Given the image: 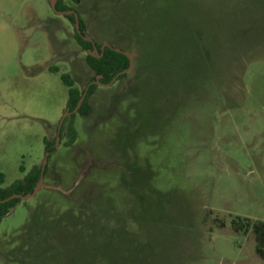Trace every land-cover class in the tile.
<instances>
[{"label":"rangeland","instance_id":"rangeland-1","mask_svg":"<svg viewBox=\"0 0 264 264\" xmlns=\"http://www.w3.org/2000/svg\"><path fill=\"white\" fill-rule=\"evenodd\" d=\"M66 3L101 32L132 14L167 29L156 48L122 39L132 69L99 85L90 117L66 122L42 188L0 222V264H264L254 233L232 227L264 221V0ZM51 4L0 0V187L42 164L44 138L57 137L61 73L81 90L94 75Z\"/></svg>","mask_w":264,"mask_h":264},{"label":"trees","instance_id":"trees-1","mask_svg":"<svg viewBox=\"0 0 264 264\" xmlns=\"http://www.w3.org/2000/svg\"><path fill=\"white\" fill-rule=\"evenodd\" d=\"M75 3H78L80 0H70ZM114 9L117 11L116 5L113 6ZM57 9L59 11H67V10H76L79 14V20H80V30L83 36L92 39L85 40L81 35H79L76 31L75 27V33L74 36L77 40V42L80 44V46L85 51H90L92 53H88L86 55V63L89 66V68L93 71L94 75L91 77V80L89 81L88 85L93 81H99L101 83H109L111 80L121 71L126 70L129 67L130 61L129 58L120 52L115 51L112 47L106 46L105 49H102V46L105 42H99V37H105V40L108 41L113 47L120 48L124 51L127 50V48L122 44V39L125 38H133V34H137L135 36H138L137 38V44L144 48L146 45H150V47L156 48L160 45L161 37L164 35L163 28L165 27L167 29V23L166 25L163 24V26L158 25V21L150 22L149 24H142L140 19L141 17L136 16L134 14L129 18H121L120 21L116 22L115 20L111 23L114 24L113 29L110 27L106 28L105 31L101 32L96 25L89 24L87 20L82 16V13L79 9L70 6L66 3V0H58L57 2ZM67 19L72 21L75 24V16L73 14L71 15H65ZM147 26H149V30L153 29L152 32H150L151 39L147 40ZM110 29L112 31L111 35H108L106 30ZM120 31V33H118ZM99 33V34H98ZM149 33V32H148ZM124 35V37H123ZM202 38V34H199ZM94 46L97 47L99 54H102L101 57H97ZM143 67H144V60H143ZM142 68V66L139 68V70ZM49 70L52 72H59L60 68L58 66H51L49 67ZM140 72V71H139ZM128 74H123L118 77L117 80H122L124 78H127ZM61 79L64 82V84L68 87V100H67V110L73 111L75 107L77 106L82 94L85 92L86 89L81 90L76 86V82L74 78L66 72L61 73ZM87 88V87H86ZM99 89V85L97 83H94L89 86L87 90V94L85 97V100L77 112L82 118H88L91 116L93 112V103L91 101L92 97L96 94L97 90ZM118 103L116 102L115 107L110 114H113L117 109ZM76 115L72 114L69 117L66 118L62 131H61V137L65 135V124L66 122L74 118ZM97 121H100L98 118ZM96 121V122H97ZM70 127V128H69ZM68 127V130L66 133L70 135L69 142L72 144L75 141L76 138V131L73 128V125H70ZM45 143V155L48 154V160L51 158L52 154H54L57 151L56 148V138L53 140H50L49 137L44 138ZM41 168L42 164L35 165L21 180H17L13 182L11 185L6 187H0V200L6 199L9 196L13 194H19V195H27L33 192L35 186L37 185L40 174H41ZM49 167L46 166L45 175L48 173ZM5 182V176L4 174L0 173V185ZM20 198H14L7 202L0 201V222L3 219L4 216L8 215L14 208V206L20 201ZM36 217V218H35ZM33 217L34 219H38L37 216ZM82 216H79V221L81 220ZM44 219V218H43ZM93 218L91 215H88L87 218L84 219L83 223L90 227L92 230L88 232V238L89 241L86 244V247L91 250L97 249V245L94 243L97 238V231L92 227L95 222L91 221ZM47 221V219H46ZM221 226H224V223L222 222L220 224ZM232 227L235 231H244L249 232L252 231L255 235L256 240V252L257 254L264 259V221H258V220H252L245 217L236 216L232 220ZM31 236V239L33 238V233L29 234ZM30 239V241H31ZM99 248L102 246V244H98ZM28 247V246H27ZM25 261H22L19 263L27 264L28 259L26 257L24 258ZM97 258H94V260Z\"/></svg>","mask_w":264,"mask_h":264},{"label":"water","instance_id":"water-1","mask_svg":"<svg viewBox=\"0 0 264 264\" xmlns=\"http://www.w3.org/2000/svg\"><path fill=\"white\" fill-rule=\"evenodd\" d=\"M57 2H58V0H52L51 6H52L53 12L56 13L57 15H61V16L73 14L75 16V27H76L77 33L79 35H81L85 40L93 41L92 39L87 38V37H85V36L82 35L81 30H80V20H79V14H78V12L76 10L59 11L57 9ZM106 46L112 47L115 51L125 54L129 58V61H130L129 67L126 70H123V71L119 72L111 80V82H109V83L104 84V83H101L99 81H93V82H91L89 84V86L92 85V84H94V83H97L98 85L108 87V86L112 85L118 79L119 76L128 73L132 69V67H133L134 58H133V56L129 52L124 51V50H122L120 48L113 47L110 43H104L103 46H102V49L104 50ZM94 50H95V53H96V56L97 57H101L102 56V54H99L98 49H97L96 46H94ZM90 53H92V52H90ZM89 86H87L85 92L82 94V96H81V98H80L77 106L75 107V109L73 111H66L63 114V116H62V118H61V120H60V122L58 124V127H57V137H56V142L57 143H59V141H60L62 127H63V124H64L66 118L68 116H70V115H72L74 113H77L79 111V109L81 108V106H82V104H83V102L85 100V97H86L87 90H88ZM47 162H48V154L45 155V158H44L43 163H42L40 179H39V181H38L37 185L35 186V188H34V190H33L32 193L27 194V195L13 194V195L9 196L8 198L3 199V200H0V201L7 202V201H9L11 199H14V198H20L22 200H28V199L34 197L40 191V189L43 186Z\"/></svg>","mask_w":264,"mask_h":264}]
</instances>
